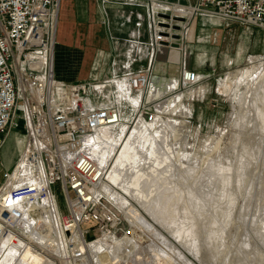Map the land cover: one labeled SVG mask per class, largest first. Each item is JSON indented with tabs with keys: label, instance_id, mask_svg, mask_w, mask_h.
<instances>
[{
	"label": "built area",
	"instance_id": "built-area-1",
	"mask_svg": "<svg viewBox=\"0 0 264 264\" xmlns=\"http://www.w3.org/2000/svg\"><path fill=\"white\" fill-rule=\"evenodd\" d=\"M120 1L144 7V13H134L135 26L144 24L147 36L140 40L138 30L137 36L128 39L131 61H140L144 55L146 63L140 70L112 76L126 84L122 89L107 84L110 81L64 84L54 77L59 0H0V145L10 129L17 127L20 116L26 129L22 153L11 169L2 172L5 187L0 192L9 189L4 192L6 200L0 201V239L16 240L21 222L33 215L26 205L50 197L65 237L61 264H135L142 231L100 190L106 168L96 164L84 139L101 128L123 123L122 103L131 107L133 91L151 88L157 50L182 49L196 16L264 26V0ZM200 78L182 62L179 86L171 92L195 87ZM138 102L129 123L154 115L150 101ZM57 183L65 200L64 213L52 188ZM143 240L144 246L145 236Z\"/></svg>",
	"mask_w": 264,
	"mask_h": 264
},
{
	"label": "rangeland",
	"instance_id": "rangeland-1",
	"mask_svg": "<svg viewBox=\"0 0 264 264\" xmlns=\"http://www.w3.org/2000/svg\"><path fill=\"white\" fill-rule=\"evenodd\" d=\"M200 39L202 38L200 37ZM195 41L196 42H189L187 40L185 42V45L189 43L190 47L188 48L190 51L189 64L199 75H204L206 77L208 74H211L212 76L209 79L200 78L201 81L195 87L187 89L181 88V91H179L180 96L174 106L170 109L168 108L169 110L160 111L162 114H158L163 120H175L177 124L174 126V130H169L170 132L167 136L172 157L167 163L171 165L170 169L173 170H171L170 173L168 172L170 174H168V176H171L168 186L172 189L170 188L168 190L167 187H162L163 189L159 188L160 190L158 189L155 192V206H153L154 204L152 205L151 211H155L156 209L157 212L154 213L159 219L167 216L169 222L175 225V227L180 226L183 233L191 235L190 232H192L198 257L182 245L180 240L175 238L169 229L163 228L155 222L153 220L154 218L152 219L149 214L146 213L139 201L132 197V194L127 190L123 188L121 190V187L115 182L113 183L110 179H108L109 184L107 187L117 191L127 199L132 208L138 211L142 217H145L152 225L153 229L159 231L160 234L168 240L169 244L181 250L186 258L193 264H238L236 259L237 261L241 259V262H243L244 259H249L250 263L251 260L255 261V258L258 257V254H256L257 252L264 251V241L261 237L254 234L257 218L264 213V151L262 149L264 145L261 143L259 138L260 134L257 131L258 121L256 115V109L258 110V105L261 104V98L263 96L255 94L253 92L254 83L250 84L246 88L247 94L245 99L248 102V110H246L240 107L239 95L245 89V83H240V80L246 73L254 67H258V70L255 71L259 76L258 78L264 76V53L253 55L249 61H243L238 65L230 66L229 68H221L222 65H220V62H215V66L211 65L210 60L213 57H217L216 59L220 58V53L216 51L214 45L211 43H204V41L198 40V38H196ZM172 53L173 51L165 58L162 57V55H158L157 59L166 60V58L169 59V57H174L175 54ZM181 54L182 53L179 52L177 55L181 56ZM167 66L168 67H165L167 71L166 74L169 73L168 76L172 75V77L177 78L178 76L176 74H178V72L176 71V67ZM226 79H229L231 82L227 92H225L221 86V82ZM156 87H159V85ZM150 89L151 88L142 93L133 91L131 107L126 103H122L123 123L119 127H108V129L105 128L97 131L101 141L104 142L106 139H111L117 144L116 147H118H115L111 152L112 154H109V169L120 152L123 145L122 142L126 140L137 122L143 120H132V122L129 123L134 115V111L138 109V106L141 104H139L138 101L140 99L143 100V98L145 99ZM175 94H177V92L164 91L163 95L157 99L150 100L149 103L156 107L159 102L173 98ZM12 129L26 130L21 116L18 118L17 127H13ZM124 130L125 132H123ZM158 130H160L159 125H155L153 131ZM10 142L6 154H2L0 166H2V163H6L7 154L8 152H12L17 144V139L14 138V140ZM211 163H214V166H212V170H215V172L213 171L214 174L224 170V174H227V179L224 180V178V181H222V191H220L219 194L220 197H216L217 200H219L217 205H209V208L207 207L206 209L207 211L204 209L206 211L205 214L203 212L204 205L203 207H197L195 203L196 199L194 197H196V194L194 191L197 189V178L199 176L201 177H199L200 181L198 183L203 182L202 185L198 184V189H200V186L205 187L207 183L208 185L214 184L213 181L215 177L213 178L210 175L206 177V173L203 174L206 178L200 173H197L196 177L193 175L191 169L201 171L206 165H210ZM243 167H245L247 171H250L251 174L254 173L255 181H250L249 178L247 182L244 181V173L242 172ZM160 169H162V167H160ZM165 173L166 172H163V174ZM163 174L157 175L162 177ZM157 175L155 174L153 179L158 182V180L155 179ZM233 176H237L235 182L232 181ZM202 177L208 180L204 182L205 180ZM145 178L143 177L141 181L145 182L146 180L145 183H147L148 180ZM117 185L119 188H117ZM241 187H245L243 194H240ZM52 188L59 208L61 212L64 213L66 211V205L63 192L58 183ZM184 189L187 191V193L185 192L186 194L183 191ZM249 192H251L250 195H248ZM206 197L205 199L215 198L210 194L207 198ZM0 198V201H5L6 193L0 194ZM220 200L221 203H219ZM113 202L135 223L136 227L142 231L140 237L142 246L138 244L137 249L145 260H147V256H150L149 253L151 252L149 249L152 245L159 246L165 252L171 254L172 249L165 244L161 235H158L159 232L150 230L146 225L139 222L140 217L136 215L134 218L135 215L132 216L129 214L125 206H122L121 203L115 200H113ZM168 206L174 208H168ZM178 206H180L181 209ZM176 211L179 214H177ZM209 211L210 213H208ZM210 214L213 217H211ZM211 220L214 225L206 229L207 224ZM21 226V235L18 236L17 239L32 245L31 252L25 257L27 264H43L49 260L54 261L55 264H61L60 261L64 257L65 246L63 237L61 239L62 241H56L55 248L52 251H47L44 246L32 242L30 238L24 234L25 226L22 222ZM84 228H87V225H84ZM144 236L146 243L143 246ZM218 236H220V240L217 238ZM0 240L10 241L9 237L1 238ZM219 241L220 243L223 242L225 248L223 247L224 250L222 251V255L217 256L216 250L219 248ZM149 245L151 246L149 247ZM244 256L248 258L246 259ZM253 261L250 264L254 263Z\"/></svg>",
	"mask_w": 264,
	"mask_h": 264
},
{
	"label": "bare ground",
	"instance_id": "bare-ground-1",
	"mask_svg": "<svg viewBox=\"0 0 264 264\" xmlns=\"http://www.w3.org/2000/svg\"><path fill=\"white\" fill-rule=\"evenodd\" d=\"M54 39H55V34H54ZM183 49H184V47H182V50ZM257 66H260V65H257ZM256 70H258V67H254L252 70H250L248 73H246L245 76L240 80V83H242V82L245 83V89L239 95V104H240V107L242 109L248 110V102L245 99L246 94H247L246 88L250 84L254 83L253 92L255 94H260L263 96V97L261 96L262 97L261 98V104L258 105V110L256 109V115H257V121H258V128H257L258 130L257 131L260 134L259 138L261 140V143L264 145V76H262L261 78H258L259 76L257 75V73H255ZM110 80L111 81L113 80V81L107 82V84L116 85L119 89H122L124 86H126V84L123 83L121 80H116V79H110ZM230 83L231 82L229 79L223 80V82H221V86L225 90V92L228 91ZM177 93H179V92H177ZM147 100L150 101L149 99H147ZM177 100H178V97L175 94V96H173V98L166 99L164 101L159 102L156 105L154 115H152V118L150 120H148V121L141 120V121L137 122V124L135 125L133 130L130 132L129 136L126 138V140H124L122 142L123 145L120 149V152H119L118 156L115 158L110 169L108 168V164H109V160H110V159L108 160L109 154L115 149L117 144L114 141H112L111 139H106L104 142L101 141V139L98 135V132H97V131H100L101 129H105V128L108 129V127L101 128V129L97 130L95 132V134L87 136L84 139V144L87 147L86 150L89 151L91 157L94 159L96 164L100 167L106 168V172H105L106 179L104 180V183L100 186V190H102L106 194L107 199L112 204L116 205L113 202V200L121 203L122 206H125V208L127 209L129 214H131L132 216L135 215L134 218L136 217V215H137V217H140L139 222H141L143 225H146L150 230H153L155 232H159V231L152 228V225L145 219V217H142V215L138 211H136L134 208H132L131 204L129 203V201L127 199H125L117 191L111 189L110 187H107L109 184L108 179L112 180L113 183L115 182L116 184H118L121 187V190L123 188V189L127 190L130 194H132V197H134L135 199H137L139 201V203L143 206L146 213H148L152 219L154 218L153 220L155 222H157L163 228L169 229L172 232V234L175 236V238H178L180 240L182 245H184L192 254H194L195 256L198 257V253L196 252V247L194 244V238L192 237V232H190L191 235H187V234L183 233V231L180 229V226L175 227V225H172L169 222V219L167 216L164 218H161V219L156 217V215L154 213V212H157L155 209L156 207L154 208L155 211H151L152 205L154 204L153 206H155V203H154V200L156 199L155 198L156 197L155 192L159 188L161 189L162 187H167L168 190L171 188L168 186L170 184L169 179H171V176H168V174L170 173V171L172 169H170L171 165L168 164L167 162H169V160H171L172 157H171V149H170L168 141H167L168 140L167 136L170 132L169 130H174V126L177 124V122L175 120L174 121L166 120V119L163 120L160 117V115H158V114H162V113H160V111L167 110L166 107H162L163 104H165L166 102H169L170 108H171L172 106H174V104ZM147 108L148 107H146L145 109H147ZM253 118H255V117H253ZM155 125H159L160 130L153 131V127ZM151 129H152V131H151ZM123 132H125V130ZM123 132H121V133H123ZM116 148H118V147H116ZM262 149L264 151V146L262 147ZM212 166H214V163H211L210 165H206L204 167V169H202L201 171L191 169L193 175L196 177H197V173H200L201 175L206 173V175H205L206 177H208V175H210L213 178L215 177V179L213 181L214 184L208 185V183H207L206 184L207 186H205V187L200 186V189H198V184L202 185L203 182L201 180L202 183H198L200 181L201 177L199 176L200 178L199 177L197 178L198 179L197 189H195V191H194L196 194V197H194L196 199L195 200L196 202L195 201L194 202L196 203L197 207L198 206L203 207V205H204L205 208L203 207V212L205 214L207 211L206 210L207 207L209 208V205H213V206L217 205L219 200H217L216 197H218V198L220 197L219 194H220V191H222L221 190L222 189V181L227 179V174L226 175L224 174V172H225L224 170L220 169L221 171L220 172L218 171L219 173L214 174L215 170L214 169L212 170ZM160 167H162V169H160ZM163 172H166V173L163 174ZM242 172L244 173V181L245 182L248 181L247 180L248 178L250 179V181H255L253 172H252L253 174H251V172L247 171L245 167H243ZM155 174L156 175L157 174H163L162 177H159L157 175V177L155 178L158 180V182L153 179V176ZM205 176H204V178H206ZM143 177L144 178L146 177L145 179H147L149 181V183H148V181H147V183H145L146 180H145V182H142L141 179ZM236 177L235 176L232 177L233 182H235V179L237 180ZM207 180H205L204 182H206ZM258 180H259V178H258ZM175 183H176V181H175ZM118 185H117V188H119ZM3 187H5V186H3ZM211 187H213V188H211ZM8 189L9 188H6L4 191L0 192V194H4V192ZM173 189H174V187H173ZM182 189H183V187H182ZM186 189L183 190L184 193L185 192L187 193ZM244 189H245V187H241L240 194H243ZM170 191H172V190H170ZM250 193L251 192H249L248 195H250ZM209 194L215 198L205 199V197L206 196L208 197ZM190 196L192 197L191 194H190ZM164 197H165V194H164ZM0 200H1V198H0ZM54 203L55 202L50 197L43 198L41 201H33V202L28 203L26 205L25 209H26V211L32 210L33 215L22 221V223L25 226V233L24 234L27 235L28 238H30V240L32 242L39 243V244H41V246H44V248L47 251H52L55 248L56 241H60L62 239V237H63V240L65 242V237L61 231L62 226H61L60 215H59L57 206ZM219 203H221V200ZM205 205H207V206H205ZM172 206H174V205H172ZM169 207H171V206H168V208ZM178 207L181 209L180 206H178ZM171 208L173 209L174 207H171ZM183 208H184V206H183ZM174 210H172V211H174ZM168 211H169V209H168ZM217 211H218V208H217ZM176 213H177V211H176ZM208 213H210V211ZM177 214H179V213H177ZM177 214H175V215H177ZM180 214H181V212H180ZM211 214H210V216H211ZM161 215H162V213H161ZM181 215L183 216V214H181ZM179 217H181V216H179ZM211 217H213V216H211ZM216 222H217V220H216ZM212 225H214V224H213V221L211 220L207 224L206 229L208 227H211ZM195 229H196V226H195ZM217 229H219V228H217ZM190 231H192V230H190ZM205 231H208V230H205ZM42 233H43V235H42ZM254 234L258 237H261L262 240L264 241V213L262 216H259L257 218L256 226L254 228ZM158 235H161L160 232L158 233ZM161 237H162V240L165 242V244L172 249L171 254L165 252L159 246H155V245L153 246L152 245V247H150L151 245H149V247H150L149 251L151 253H149L150 256H147V258H146L147 260H145L143 255L137 249L138 246L135 245L136 250H137V251L135 250V252H134L135 264H167V263L172 262V261L176 262L177 264H193L192 262H190L189 259L186 258V256L183 254V252L181 250L176 248V246L174 247L171 244H169L168 240L166 238H164V236L161 235ZM217 238L220 240V236H218ZM9 240L10 241H8V240L1 241L0 240V264H27L25 257L31 252L32 245L29 243L23 242L17 238H16V240H12V241H11V238H9ZM218 244H219L218 245L219 248L217 246H215V247L218 248V250H216L217 256H220V255H222V251L224 250L225 245L223 244V242L220 243V241ZM95 247L96 246H94V248ZM64 249H65V246H64ZM256 254H258V257L255 258V261L251 260V262L252 261L254 262L252 264H264V251H262V252L259 251ZM146 255H148V254H146ZM105 256L106 255H104V257ZM244 257H246V259L248 258L247 256H244ZM240 258H243V257H240ZM147 261H148V263H147ZM236 262L238 264H250L251 263V262L249 263V259H247V260L244 259L243 262H241V259H239L238 261L236 259ZM43 264H55V262L52 260H49V261L44 262Z\"/></svg>",
	"mask_w": 264,
	"mask_h": 264
},
{
	"label": "crops",
	"instance_id": "crops-1",
	"mask_svg": "<svg viewBox=\"0 0 264 264\" xmlns=\"http://www.w3.org/2000/svg\"><path fill=\"white\" fill-rule=\"evenodd\" d=\"M136 12L144 13V7L128 5L120 0H59L53 47L54 77L64 84L89 80L102 83L111 81L112 76L120 77L126 70L142 69L146 63L144 55H141L140 61H131L128 54V39L137 36L138 30L140 40L147 39L144 24L140 28L135 26ZM196 38L214 45L220 58L213 57L211 65L220 62L221 68L238 65L249 61L253 55L264 53V26H246L217 17L196 16L190 22L187 40L196 42ZM188 48L189 43L183 50L175 47H161L157 50L147 99H157L164 91L171 92L179 86L178 77L166 74L167 65L176 67L177 76L182 62L195 70L189 64ZM172 51L174 57L157 59L158 55L165 58ZM179 52L181 56L177 55ZM200 76L201 79H209L212 75ZM162 107L170 108L169 102ZM14 138L17 144L12 152H8L6 163L0 166V187L4 186L2 172L11 169L25 147L26 130L10 129L0 145V160Z\"/></svg>",
	"mask_w": 264,
	"mask_h": 264
}]
</instances>
